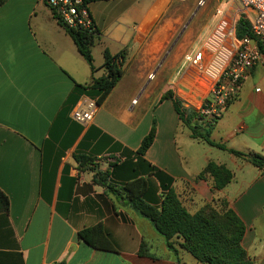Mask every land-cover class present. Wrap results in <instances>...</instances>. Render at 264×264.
<instances>
[{
	"label": "crops",
	"instance_id": "crops-1",
	"mask_svg": "<svg viewBox=\"0 0 264 264\" xmlns=\"http://www.w3.org/2000/svg\"><path fill=\"white\" fill-rule=\"evenodd\" d=\"M186 1L193 3L89 4L96 30L93 75L45 2L7 0L0 6V193L9 200V211L0 213V264H187L181 241L174 242L175 256L150 222L108 189L120 191L138 178L146 181L144 199L153 206L166 188L191 215L225 204L244 224L241 244L252 263L264 264V165L192 139L172 101L162 100L170 91L183 110H196L202 91L190 83L195 70L186 56L201 49L221 17L233 14L230 0H204L201 7ZM105 50L124 53L123 74L83 126L72 112L97 97L77 93L76 86L104 75ZM193 119L191 127L206 134ZM153 121L154 141L139 156ZM208 136L228 150L264 159V62L247 72ZM75 156L90 162L79 166ZM209 162L233 174L220 191L209 176L197 179ZM98 173L108 174L103 184ZM98 224L115 252L78 238Z\"/></svg>",
	"mask_w": 264,
	"mask_h": 264
},
{
	"label": "trees",
	"instance_id": "trees-1",
	"mask_svg": "<svg viewBox=\"0 0 264 264\" xmlns=\"http://www.w3.org/2000/svg\"><path fill=\"white\" fill-rule=\"evenodd\" d=\"M7 0H0L2 6ZM45 2V0H42ZM101 1L111 0H83L84 5H89ZM58 22V21H57ZM58 24L64 29L66 34L74 42L78 53L88 64L92 75L97 71L93 66L91 48L94 44L95 35L89 34L80 29H68L60 22ZM237 39L250 37L248 24L240 17L235 26ZM259 49L264 53L263 46L259 44ZM124 53L120 52L111 55L108 51L103 52V64L101 69L104 75L93 78L90 86H76L77 93H88L97 97V104L100 105L110 91L115 87L123 71ZM170 99L180 120L190 129L191 138L201 140L206 144L228 152L229 154L242 158L257 168L264 165V159L253 153H240L228 150L224 146L214 144L209 140L208 130L206 134L198 132L196 126L191 127V119L195 117L192 111L183 110L180 101L173 97L172 92H167L162 100ZM156 132L155 121H153L149 133L142 140L137 154L143 156L152 145ZM74 160L79 166L90 162L88 158L75 156ZM209 176L213 182V190L224 189L232 180L233 174L224 166H218L209 162L197 179ZM99 183L103 184L108 174L98 173ZM116 198L126 207L132 209L142 218L150 222L156 234L162 237L167 248L177 256L174 246L175 240L181 241L179 247L187 252L200 264H253L247 252L242 247V239L245 227L238 216L225 204L221 210H216L211 206H205L197 213L191 215L180 202L173 189L166 188L161 196L158 206L148 204L144 197L147 190V183L143 178L134 179L125 183L120 191L108 188ZM9 211V200L6 195L0 193V213ZM78 238L89 247L115 252L112 244L108 240L100 224L78 232Z\"/></svg>",
	"mask_w": 264,
	"mask_h": 264
},
{
	"label": "built area",
	"instance_id": "built-area-1",
	"mask_svg": "<svg viewBox=\"0 0 264 264\" xmlns=\"http://www.w3.org/2000/svg\"><path fill=\"white\" fill-rule=\"evenodd\" d=\"M233 14L221 17L197 52L186 56L195 70L190 83L199 85L201 102L196 105L194 122L201 129L215 125L229 104L237 97L248 71L264 62V0H230ZM54 18L68 29H80L95 35L88 6L83 0H45ZM201 0L199 6H203ZM242 19L250 37L237 39L235 26ZM151 78V77H150ZM98 110L92 100L80 101L72 112L75 122L89 125Z\"/></svg>",
	"mask_w": 264,
	"mask_h": 264
},
{
	"label": "rangeland",
	"instance_id": "rangeland-1",
	"mask_svg": "<svg viewBox=\"0 0 264 264\" xmlns=\"http://www.w3.org/2000/svg\"><path fill=\"white\" fill-rule=\"evenodd\" d=\"M177 2L174 4V5H176V4H185V3H187L188 5L189 4H191V3H193L192 1H186V0H176ZM200 1L201 0H197L196 1V5L197 6H199V3H200ZM225 2H227V0H225ZM199 7H201V6H199ZM211 33V32H210ZM210 33H209V35H210ZM208 35V36H209ZM207 36V37H208ZM206 37V38H207ZM175 40H176V36H174V38L167 44V46H166V48L164 49V52H163V55L166 53V52H168L173 46H174V44H175ZM163 55H162V57H161V59L163 58ZM155 123H156V121H155ZM156 125H157V123H156ZM195 146H199L198 147V150H200L201 151V148H207L205 145H195ZM202 152V151H201ZM185 256H186V261H188V263L187 264H189V262H194V259L188 254V253H186L185 252Z\"/></svg>",
	"mask_w": 264,
	"mask_h": 264
}]
</instances>
